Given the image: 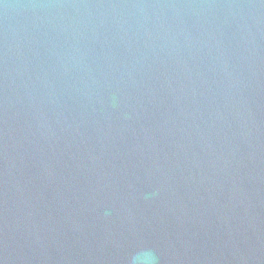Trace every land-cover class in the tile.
<instances>
[{
	"label": "water",
	"instance_id": "water-1",
	"mask_svg": "<svg viewBox=\"0 0 264 264\" xmlns=\"http://www.w3.org/2000/svg\"><path fill=\"white\" fill-rule=\"evenodd\" d=\"M0 264H264V0H0Z\"/></svg>",
	"mask_w": 264,
	"mask_h": 264
}]
</instances>
